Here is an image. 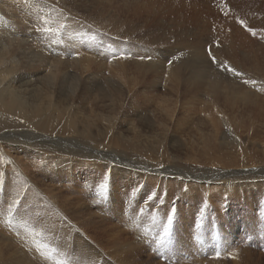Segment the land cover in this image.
Returning <instances> with one entry per match:
<instances>
[{
  "label": "bare ground",
  "instance_id": "1",
  "mask_svg": "<svg viewBox=\"0 0 264 264\" xmlns=\"http://www.w3.org/2000/svg\"><path fill=\"white\" fill-rule=\"evenodd\" d=\"M92 1L94 28L113 32L132 27L131 20L125 21L119 17L129 11L127 9L132 2H127V5L123 0L120 5L117 0ZM134 5L133 8L138 4ZM65 15L61 8L47 0H0V201L5 202L3 199L6 198L13 202L6 209L0 204V264H60L65 259L64 251L68 253L71 245V242H66L68 232L60 226L49 225L38 230L41 225L38 209L45 206V209L48 207L47 213L51 211L50 208L59 211L55 194L58 189L55 188L61 182L60 173L68 178V185L62 183L63 188L70 189L69 185L73 182L71 189L78 192V200L82 191H91V184L100 175L97 173H102L104 169V172L108 171L107 168L113 169L111 172L116 171L119 175H122L120 171H127L129 175L133 173L139 177V182L141 180L149 186L147 204H155L157 197L161 196L157 203L159 209L163 208V202L169 201L168 198L177 193L172 179L180 178L177 183L180 184L181 193L189 192V197L193 191L195 196L205 190L213 191L212 185L215 184H224L234 191L245 179H253V185L258 189L264 188V153L256 150V154L249 153L247 147L249 142L250 146H260L259 143L264 140L255 142L249 133V137H246L248 140L241 135L244 129L249 132L257 124L264 126L263 98H258L252 92L242 93L221 81L210 82L209 63L202 61L204 57L199 50L195 54L202 62L189 68L194 71L193 79L197 82L204 79L202 92L197 90L201 89L197 87L198 84L193 86L176 67L168 71L166 87L158 92L163 76L151 72L159 67L143 63L134 66L115 61L117 63L109 68V77L104 78L107 84L104 92L93 96L94 85L88 86L87 81L90 76H96L93 82L101 81L98 74L106 72L103 63L86 55L83 56L84 61H76L78 63L72 66L65 61L49 64L37 50L30 52L31 48L34 49L29 40L33 33L38 41L44 39L54 47L72 48L78 57L83 55L81 38L62 24L71 23V19L66 21L68 18ZM31 24L42 32L31 31ZM69 68L72 69L71 73ZM39 69L44 73L41 77L36 75ZM68 79L71 84L63 93L64 80L67 82ZM204 97H209L210 102H204ZM76 104L83 108L80 118L76 116L79 114ZM99 105L102 109H121L126 105L128 108L123 112V117L135 118L133 122L136 121L140 129L136 130L133 122L124 131H121L119 124L93 126L92 123L96 121L93 109H89L88 115L86 108H98ZM150 112L154 114V119L148 116ZM200 114L206 116L201 118ZM76 119L83 125L79 126ZM222 125L231 128L230 132H223ZM146 128H151L150 132H146ZM113 162L116 165L112 167ZM86 163L96 169V173L84 178L86 181L81 184L74 166ZM35 171L40 172L43 182L48 184H41L42 179ZM234 179L239 181L234 182ZM23 180L28 184L33 182L34 189L29 188ZM100 181L104 182L105 179L102 177ZM36 185L46 189L41 190ZM133 186L134 182L129 186L122 184L125 192L120 194L115 190L112 200L123 195L124 201L137 202L142 194L137 185ZM133 188L136 189L129 191ZM25 201L35 205L32 207H38L35 214H30L35 219L33 224L31 221L27 224V214L23 208L20 211L9 209L12 204L19 205ZM141 212H132L127 207L119 217L124 226L143 236L157 235V222L151 220L146 225ZM52 216L48 218L51 221ZM36 220H39L37 226ZM114 230L116 232L111 235L115 242L123 232L116 227ZM8 235H11L10 238ZM15 236L26 239L22 243L24 249L11 243V240L17 239ZM80 236L79 241L76 238V244L72 243L73 252L77 253V261L74 260L73 264L93 250L89 245L91 240L82 233ZM58 245L62 252L56 251ZM132 248L124 242L115 244L113 251L123 256L124 252L130 253ZM52 251L61 257L50 258ZM93 263L90 261L88 264ZM233 264H237L236 259Z\"/></svg>",
  "mask_w": 264,
  "mask_h": 264
},
{
  "label": "rangeland",
  "instance_id": "2",
  "mask_svg": "<svg viewBox=\"0 0 264 264\" xmlns=\"http://www.w3.org/2000/svg\"><path fill=\"white\" fill-rule=\"evenodd\" d=\"M47 1L53 5L56 4L67 14L65 15L68 18L66 21L71 19V23L62 24L67 30L76 32V36L81 38L82 53H84L81 57H78L72 48L54 47L51 44L52 47L44 39L41 40L42 42L38 41L33 33L29 36V40L34 47V49H30V52L37 50L45 56L44 59L49 61V64L55 61H65L66 64H69L68 66H72L73 63H78L76 61H84L86 55H90L93 60L103 63L106 72L103 71L98 74L101 81L93 82L96 76H90L87 81L88 86L91 87L92 83L94 85L91 92L93 96L104 92V88L107 87L104 78L109 77V68L117 63L115 61L134 66L143 63L147 66L159 67L154 69L153 72L150 70L155 75L163 76L161 84L165 86L160 84L157 88L158 92L163 91L166 87L168 71L176 67L185 79L189 78L191 81L189 82L193 86L198 84L197 87L201 89H196L202 92L204 79L198 81V83L197 80L193 79L195 74L189 67L199 66L202 61H206L210 66V82L221 81L231 88L240 90L242 93L252 92L258 98L264 99V0H135L137 2L124 0L125 4L127 2L133 4L131 3L128 7L127 3L125 5L129 10L126 11L127 15L124 13L119 17L125 19V21L131 20L130 22L133 25L113 32H106L93 27L92 0ZM117 2L121 5L123 0H117ZM134 3L135 5L140 4L144 9H141L140 5L133 8ZM139 11L140 13H138ZM130 12L131 15H128ZM29 26L34 33L36 31L42 32V30H36L34 24ZM253 32H255V35H253ZM41 36L39 35V37ZM209 49L218 63L213 64L211 62ZM198 50L203 54L204 59L202 61L196 57L195 52ZM121 55L128 58H114V56L120 57ZM140 57H144V59ZM221 65H227L240 75H235L233 71H228ZM41 70L39 69L36 72L37 77L43 76L44 73H41ZM71 72L72 69H70ZM77 73H79L78 68ZM245 80L249 83L245 84ZM64 81L63 93L71 84L69 79L67 82ZM192 82H195V84ZM204 102H210V98L204 97ZM76 105L79 112L76 116L80 118L83 108L79 104ZM94 107L87 106L86 108V114L88 115L89 109H93V117L96 120L93 123L90 122L93 126L103 127L119 124L122 126L121 131H124L129 128V125L135 119L123 117V112L128 108L126 105L121 109H117V107L102 109L100 105L98 108ZM148 116L151 117L150 119L155 118L151 112ZM200 116L203 118L206 115L200 114ZM77 121L79 126L83 125L81 121ZM135 122H133L134 128L136 130L140 129L137 122ZM151 128H146V132H150ZM221 128L223 132L227 133L231 130V128L224 125ZM248 133L252 141L264 140L263 125L257 124L249 132L244 129L241 135L246 139ZM250 143L247 146L250 150L249 153L256 154L254 150L264 153V141L259 143L260 146H250ZM111 164L112 167L116 165L114 162ZM74 167L78 172L77 178L81 180V184L86 181L84 178L96 173V169L87 163L83 166L76 165ZM104 170L102 173H97L100 175L91 184V191H82L79 200L78 192L71 189L73 182L69 185L70 189L63 188L64 185H68V178L64 173H60L61 182L55 188L58 189L55 194L58 197L57 201H59L57 203L59 211L56 212L55 209L50 208L51 211L47 213L48 207L45 209V206L38 209L41 219L38 230L45 227V225H49L52 227L60 226L64 229L63 231L68 232L66 242H71L70 250L68 253L64 251L66 253L64 255L65 259L63 258L60 264H73L74 260L77 261V253L73 252L72 243L76 244L77 239L79 241L81 233L88 240H91L89 245L93 250L88 251L77 264H88L90 261L94 262L93 264H233L235 259L237 264H264V188L254 187L253 179H245L243 184L237 185L238 188L236 187L234 191L226 188L224 184L221 186L215 184L216 186L212 185L213 191L208 190L207 192L205 190L197 196L193 191V195L190 197L189 192L187 194L181 193L182 189L180 184L177 183L180 178L174 180L176 183L172 179L173 185L175 184L174 190L177 193L175 196L168 198L169 201L163 202V208L159 209L157 203H159L161 196L157 197L155 204H147L148 198L146 196L149 192V186L141 180L139 182L137 175L133 173L129 175L126 170V172L120 171L122 175H119L116 171L111 172L113 169L110 168H107L108 171L106 172ZM34 173L42 179L40 172L35 171ZM102 177L105 179L104 182L100 181ZM233 181L237 182L239 179ZM23 182L29 188L34 189L33 182L30 184L25 180ZM133 182L134 186L139 187L138 189L142 194L137 202L124 201L123 195H119L116 200H112L115 190L120 191L121 193H119L122 194L125 192L122 184L129 186ZM41 184H48V182H43L42 179ZM238 184L240 183L238 182ZM37 187L41 190L46 189L43 186ZM187 190L189 191V189ZM3 201L5 202L0 201V204L5 206V209L13 203L6 198ZM74 203L77 205L74 206ZM31 205L35 206L25 201V203L19 205L12 204V208L9 209L12 211L24 209L27 214L25 217L27 218V224L30 221L33 224L35 219L31 215L36 213L38 207L35 208ZM167 206H169V209H167ZM127 207L135 213L138 210L142 211V219L146 225L151 220L156 221L159 225V233H156L155 237L143 236L141 233L124 226L119 214L123 213L124 208ZM90 211L92 214H90ZM51 216L53 222L48 219ZM170 217L171 223H169ZM38 222L39 220H36V226ZM115 227L123 234L114 242L111 234L116 232V230L112 231ZM165 228L168 229L167 234H165ZM144 229L146 228L144 227ZM33 230L35 231L34 225ZM197 234L199 235L196 236ZM11 235H8V237L10 238ZM51 237L54 236L51 235ZM25 241L26 239L21 237V239L11 240V243L24 249L22 243ZM124 242L134 248L130 253L129 251L128 253L124 252L125 255L120 256L113 249L115 244ZM60 249L58 245L56 251L58 252ZM57 255L60 254L55 251L49 253L50 258H58Z\"/></svg>",
  "mask_w": 264,
  "mask_h": 264
},
{
  "label": "snow or ice",
  "instance_id": "3",
  "mask_svg": "<svg viewBox=\"0 0 264 264\" xmlns=\"http://www.w3.org/2000/svg\"><path fill=\"white\" fill-rule=\"evenodd\" d=\"M45 30L47 31V29H45ZM253 35H255V32H253ZM209 56H210V58H211V62H212L213 64L218 63V61L215 59V57L212 56V53H211V50H210V49H209ZM114 58H128V57H125V56L121 55L120 57H115V56H114ZM140 58H141V59H144V57H140ZM148 58L150 59V57H148ZM222 67H223L224 69L228 70V71H233V72H234V70L231 69V68H229L227 65H223ZM234 74H235V75H240V73H235V72H234ZM244 83L247 84V83H249V81L245 80ZM253 83H255V82H253ZM171 222H172V221H171V217H170V218H169V223H171ZM164 231H165V234H167L168 229L165 228Z\"/></svg>",
  "mask_w": 264,
  "mask_h": 264
}]
</instances>
